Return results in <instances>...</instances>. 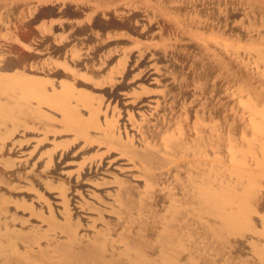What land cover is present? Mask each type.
Listing matches in <instances>:
<instances>
[{"label":"rangeland","instance_id":"374dc122","mask_svg":"<svg viewBox=\"0 0 264 264\" xmlns=\"http://www.w3.org/2000/svg\"><path fill=\"white\" fill-rule=\"evenodd\" d=\"M74 3L88 5L91 10L78 21L79 26L58 32L62 46L71 41L69 37H77L63 56L86 60L108 80L132 69L129 78L121 81L122 86L110 80L99 87L107 90L113 86L130 105L141 102L144 113L127 115L105 95L102 106L109 109L103 114L114 116L120 124L127 123V129H122L124 141L144 152H160L163 161L151 168L120 148L85 144L84 138L54 149L55 160L64 152H74L75 158L63 165L68 178L75 180L79 174L98 171L106 164L120 173L109 177L94 173L98 179L87 182L82 175L79 180L86 187L74 198L68 192L82 237L89 240L105 234L112 254L123 249V237H143L154 243L149 253L159 255L162 248L155 239L172 217V208L178 207L174 224L187 246L181 254L183 259L195 256L199 264H263L264 252L259 248L264 243V175L258 173L261 188L258 210L253 215L255 230L233 236L225 245H219L210 233L218 219L199 216L195 211L189 183L202 176L214 177L215 170L223 181H236L230 173L231 153L236 147L247 151L251 146L253 115L264 113V0H0V69L27 54L32 58L24 69L64 70L57 62L61 54L53 53L54 43L49 38L57 34L56 27L68 21L45 12L56 5L66 9ZM114 20L124 26L122 31L105 33V26ZM19 70L21 67L16 68ZM146 74L152 77L149 87L141 82ZM80 75L88 78L84 70ZM252 90L263 98H256ZM68 134L61 132L59 136ZM12 140L16 167L7 175L18 186L17 194H27L28 203L34 204V209H25L13 202L14 212L26 215L24 221L14 222L25 227L43 225L46 229L47 223L37 217L35 206L41 202L48 206V202L36 197L32 177L37 176L33 168L42 170L48 156L40 155L42 148L33 155L35 140L31 138L17 135ZM173 141L183 143L176 153L171 150ZM243 151L238 154L246 158V168L257 169L261 151L257 149L256 155ZM64 158L57 160L64 162ZM243 187L240 185V190ZM51 193L56 197L52 201L63 212V197L57 195L60 191L52 189ZM121 195L136 199L140 205L124 210ZM54 234L59 240L65 239L62 233Z\"/></svg>","mask_w":264,"mask_h":264},{"label":"bare ground","instance_id":"6f19581e","mask_svg":"<svg viewBox=\"0 0 264 264\" xmlns=\"http://www.w3.org/2000/svg\"><path fill=\"white\" fill-rule=\"evenodd\" d=\"M78 1L73 0V2ZM68 5L66 9H63L62 5H56L45 12L50 16L66 18L68 21L56 27L57 34L49 38L54 43L51 45L53 53L56 56L61 54L60 58L57 56V62L61 67H65L64 70L57 67L45 71L24 69L26 62L32 58L27 54H21L17 60H10L4 68L0 69V166L3 164V167H0V264H199L195 256L187 260L181 257L187 246L183 234L174 224L179 212L178 207L172 208V217L168 218L165 227L155 239V243L162 248L159 255L149 253L154 243L143 237H123L124 247L118 254L109 253L110 242L105 234H99L89 240L82 237L79 221H76L77 218L70 209L71 198L68 192L71 191L74 198L81 188L86 187V183L79 180L83 174H79L74 180L70 176L68 178L63 172L64 163L75 158L72 157L74 152L72 151V154L64 152L59 155L57 158L59 160L65 156V161L61 162L55 160L54 149L84 138L85 144L103 143L108 147L120 148L124 153L143 161L151 168L163 164V161L160 152H144L134 144L124 141L122 129H127V123L123 121L120 124V120L113 118L114 116H109L108 113L103 114L109 109L108 106H102L105 95H109L110 101H115L127 115L142 113L144 108L141 107V102L136 101L135 104L130 105L121 94L115 92L113 86L107 90L99 87L101 83H107L110 80L115 82L116 86H122L121 81L129 78L132 69L127 72L128 74L124 72L120 77L112 76V79L108 80L103 78L102 71L88 64L86 60L74 55L63 56V52L75 42L77 37H69L71 41H66L65 46H62L59 44L58 32H67L79 26L78 21L91 10L88 5L80 3ZM123 28L121 22L114 20L112 24L105 26L104 31L105 33L110 30L120 32ZM79 34H81L80 31L78 36ZM17 67H21V70L16 71ZM83 70L88 78L80 75ZM151 81V74H146L141 79V82L148 87ZM138 88L140 89V85ZM143 90L145 88L141 89ZM252 92L256 98H263L261 93L253 90ZM61 132L69 134L59 136ZM17 135L21 139L35 140L31 148L33 155L42 148L40 155L45 153L48 156L40 167L43 168L42 170L33 168L37 176L32 177V179L35 178L33 183L37 187L36 197L48 202V206H44L42 202L35 206L37 217L47 223L46 229L43 225L25 227L23 224L16 225L14 222L15 219L17 222L24 221L26 215L18 211L16 214L12 208L13 202L25 209H34V204H29V200H26L30 196L17 194L18 186L13 185L7 175L10 172L8 170L16 167L14 149H12L14 141L10 142V139ZM251 138V146L247 151H241L244 152L242 154L251 155H256L257 149L261 151L259 158L257 157V169L246 168L247 160L238 154L241 151L236 147L234 153H231L234 157L233 166L230 169L236 181H223L220 172L213 169L214 177L202 176L189 183L192 188V195L191 193L190 195L194 199V209L197 214L210 215L218 219L217 223L211 225L210 233L219 245L229 243L233 236L238 237L244 232L254 231L256 227L253 215L258 210L261 188L258 173L264 175V113L253 115ZM182 146L183 143L173 141L172 153H176ZM26 163L28 164V161ZM108 165L102 166L98 171L88 170L83 175V179L86 182L96 180L97 176H94V173L108 175V177L120 175L116 168H110ZM5 168L7 171L4 170ZM100 170L103 172L101 173ZM240 185L244 186L242 190L239 188ZM52 189H58L60 193L57 195L63 197L65 204L63 212L56 207V202L52 201H56V197L51 193ZM123 196L121 195L119 200L124 210H132L140 205L136 199H127ZM22 197L25 198L22 199ZM59 212L63 214L62 217ZM170 218H173L171 222ZM57 232L64 234L65 239L56 238L54 233ZM261 234L264 236V220ZM200 247L202 248V245ZM221 250L223 249L220 248ZM259 250L264 252V243ZM217 252L218 255L221 254Z\"/></svg>","mask_w":264,"mask_h":264}]
</instances>
